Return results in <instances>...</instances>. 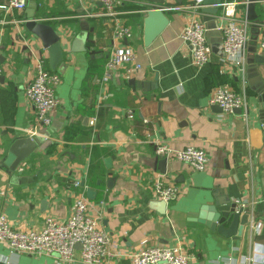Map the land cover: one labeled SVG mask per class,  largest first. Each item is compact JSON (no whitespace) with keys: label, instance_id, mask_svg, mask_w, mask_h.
<instances>
[{"label":"crops","instance_id":"0c3cea01","mask_svg":"<svg viewBox=\"0 0 264 264\" xmlns=\"http://www.w3.org/2000/svg\"><path fill=\"white\" fill-rule=\"evenodd\" d=\"M37 3L36 16L61 36L64 57L51 69L41 41L17 22L27 18L26 9L0 11V213L16 228L40 230L47 216L67 220L76 197L81 194L88 199L86 190L91 188L96 197L88 199L90 213L99 218L112 254L181 244L192 264H240L239 256L252 243L264 245V125L260 121L264 110L259 93L264 90V50L258 48L264 3L220 6L216 16L218 23L222 14L251 18L247 19L244 73L214 51L221 42L219 31L208 36L209 61L201 66L192 63L190 46L178 35L185 25L195 19L203 21L207 14L188 8L190 0H165L172 7L165 9L170 24L148 47L144 44L146 13L136 0H122L116 17L106 15L98 1ZM116 18L132 29V39L114 43ZM115 44L130 45L142 67L128 78L126 68L115 70L107 83L100 84ZM254 48L263 57L261 62L249 61ZM37 56L46 59L47 68L61 82L51 124L41 126L38 135L31 137L25 129L35 125V112L25 87L34 77ZM219 85L244 90L250 112H218L209 98ZM117 133L123 135L122 140ZM19 138L34 139L36 148L11 170L3 163ZM158 140L174 149L205 150L207 168L195 171L170 159L160 165L155 152ZM107 157L112 159L111 168L105 164ZM160 176L181 190L164 214L152 203L160 200L153 190ZM216 197L245 204L261 223L260 231L250 234L246 226L243 236L225 237L199 222L193 215ZM0 264L60 263L54 255L18 252L0 242ZM71 264H85L79 249ZM102 264L131 261L108 258Z\"/></svg>","mask_w":264,"mask_h":264},{"label":"built area","instance_id":"2783aa9c","mask_svg":"<svg viewBox=\"0 0 264 264\" xmlns=\"http://www.w3.org/2000/svg\"><path fill=\"white\" fill-rule=\"evenodd\" d=\"M102 4L106 15L116 17L118 7L122 0H92ZM188 8L200 10L204 0H190ZM251 0H223L221 6L247 5ZM264 3V0H257ZM28 0H6L0 3V11L5 14L14 10L24 11ZM168 8H172L171 6ZM184 8V7H183ZM5 23V21H1ZM17 22H24L21 19ZM112 34L114 43L122 40L132 39V29L116 18L113 22ZM249 21L246 18L238 17L236 14L220 15V22L217 29L222 34V41L219 51L225 56L228 62L244 73L246 63V43L248 41ZM258 48L264 50V23ZM207 25L202 20H193L185 25L179 33V38L190 46L192 63L201 66L210 59V47L207 38ZM136 52L128 45L115 44L110 49L108 59L105 63L104 72L99 79L100 84L109 81L111 72L120 68H126V76L130 77L131 72L140 69L142 65L136 61ZM34 77L25 87V95L31 103L35 112V125L25 132L33 137L38 135L41 126L50 125L52 113L59 104L57 87L61 78L57 73L51 72L46 65V59L37 56L33 61ZM3 69L0 65V75ZM210 105H219L224 113H234V109L241 108L245 115L249 109V101L245 91H235L219 85L213 89L210 98ZM128 116L133 117L132 111ZM147 122V120H145ZM155 152L158 156L170 160H177L187 164L195 171H203L207 168L208 153L194 146H187L183 149H174L167 141L158 140L155 145ZM76 187L79 181H74ZM154 195L160 200L169 204L175 201L180 188L172 182H168L161 176L153 182ZM91 202L83 195L74 200L71 213L67 220L59 221L52 216H47L44 225L40 230L16 228L8 217L0 213V242L8 248L30 254L54 255L60 264H71L75 261L77 249L80 251L81 261L85 264H102L106 259L128 257L131 264H192V257L185 251L181 244L156 245L146 247L131 254H112L109 250V238L101 229L99 218L90 213ZM245 207V204L241 205ZM248 232H259L261 223L250 214ZM240 264H264V245L252 243L249 251L239 256Z\"/></svg>","mask_w":264,"mask_h":264},{"label":"water","instance_id":"95a60500","mask_svg":"<svg viewBox=\"0 0 264 264\" xmlns=\"http://www.w3.org/2000/svg\"><path fill=\"white\" fill-rule=\"evenodd\" d=\"M142 9L146 13L144 19V44L148 47L152 42L164 31V29L170 24V19L165 13V9L168 7L165 0H136ZM223 0H204L202 11L204 14L203 21L206 23L208 28L207 38L209 34L219 31L217 29L218 20L216 16L220 12V6ZM257 0H251L247 5L248 7H255ZM38 7L37 0H28V4L25 10L27 18L24 19L25 28L34 36L37 37L42 43V46L48 52L49 64L51 69H56L61 60L64 57L62 48L61 36L56 30L48 23L44 22L43 17L38 18L36 16V10ZM247 19H251L249 16ZM221 35L222 41V34ZM221 43V42H220ZM218 47H213L214 51H219ZM247 46V43H246ZM257 49L254 48L251 53L248 54L249 61L261 62L263 57L256 53ZM2 56L0 60H2ZM3 78V77H1ZM261 106L260 109L264 110V90L259 91ZM218 112H222V108L219 105H214ZM250 111L248 110L247 113ZM234 113L241 115L242 109H234ZM260 121L264 125V113L260 114ZM120 136V137H119ZM116 137L121 138L123 135L120 133L116 134ZM36 141L32 138H19L15 140L10 148L3 165L11 170H16L18 165L24 161L26 157L36 148ZM160 165L166 162V158L159 156ZM105 164L108 168H111L112 159L107 157L104 159ZM112 179H109L107 186L111 187ZM84 186V182H82ZM86 195L88 199L94 200L96 197V191L87 188ZM153 204L157 205L156 210L162 214L166 212L167 204L163 200L152 201ZM251 210L246 207L238 206V204L232 201L229 197H216L211 205H203L200 207V211L193 215L204 223L211 230H216L218 233L225 237L232 236H243L246 226L249 223Z\"/></svg>","mask_w":264,"mask_h":264},{"label":"trees","instance_id":"16d2710c","mask_svg":"<svg viewBox=\"0 0 264 264\" xmlns=\"http://www.w3.org/2000/svg\"><path fill=\"white\" fill-rule=\"evenodd\" d=\"M49 69H50V68H49ZM85 90H86V88H84V91H83V96L86 98V97H87V95H88V92H86Z\"/></svg>","mask_w":264,"mask_h":264}]
</instances>
